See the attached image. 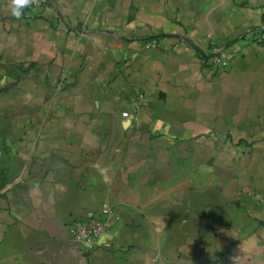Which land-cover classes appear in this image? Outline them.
<instances>
[{
	"label": "crops",
	"instance_id": "obj_1",
	"mask_svg": "<svg viewBox=\"0 0 264 264\" xmlns=\"http://www.w3.org/2000/svg\"><path fill=\"white\" fill-rule=\"evenodd\" d=\"M263 32L264 0H0V264H264Z\"/></svg>",
	"mask_w": 264,
	"mask_h": 264
},
{
	"label": "built area",
	"instance_id": "obj_2",
	"mask_svg": "<svg viewBox=\"0 0 264 264\" xmlns=\"http://www.w3.org/2000/svg\"><path fill=\"white\" fill-rule=\"evenodd\" d=\"M50 3L51 0H30L27 7L34 10H42L45 7H48ZM179 39L185 40L186 43H189L184 37H179ZM262 40L264 41V32L262 33V36L258 38V41ZM151 46L153 47L155 44H151ZM225 57V48H216L211 58L206 61V64L213 66L214 68H223L226 65ZM144 102L143 94H138L135 107L141 108L145 106ZM122 116L127 117L128 113L125 112ZM114 221L115 218L112 210L106 208L102 212L95 213L88 218L75 220L68 226V230L72 241L82 245L93 246L105 233L111 230Z\"/></svg>",
	"mask_w": 264,
	"mask_h": 264
},
{
	"label": "clouds",
	"instance_id": "obj_3",
	"mask_svg": "<svg viewBox=\"0 0 264 264\" xmlns=\"http://www.w3.org/2000/svg\"><path fill=\"white\" fill-rule=\"evenodd\" d=\"M30 3V0H11V14L17 19L21 18L23 9Z\"/></svg>",
	"mask_w": 264,
	"mask_h": 264
}]
</instances>
